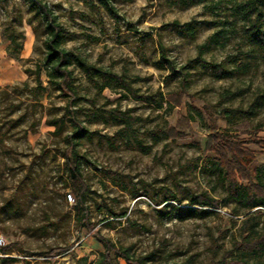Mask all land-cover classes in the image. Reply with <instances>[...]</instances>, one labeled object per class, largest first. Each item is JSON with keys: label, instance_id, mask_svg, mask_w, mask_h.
Masks as SVG:
<instances>
[{"label": "rangeland", "instance_id": "obj_1", "mask_svg": "<svg viewBox=\"0 0 264 264\" xmlns=\"http://www.w3.org/2000/svg\"><path fill=\"white\" fill-rule=\"evenodd\" d=\"M43 1L65 27L66 48L125 76L137 96L119 87L100 91L78 67V103L61 96L45 72L46 89L35 88L45 22L27 0H0V264H94L104 250L95 235L131 246L135 257L150 256L149 264H255L234 248L243 240L247 210L205 166L207 157H221L248 185L250 172L239 159L264 164V47L245 34L248 22L238 7L245 0H109L116 15L99 0ZM259 6L261 15L252 18L264 25V3ZM192 20L193 35L175 23ZM222 27L229 30L226 44L205 58L231 69L232 55H250L249 68L220 79L195 59L198 46ZM14 28L24 34L19 58L8 53ZM115 108L133 118L143 145L118 132L125 123L111 117ZM69 111L94 132L70 149ZM67 149L92 190L86 203L92 229L79 226L74 195L67 199L73 194ZM108 171L123 176L128 189L113 184ZM192 194L220 204H192Z\"/></svg>", "mask_w": 264, "mask_h": 264}, {"label": "trees", "instance_id": "obj_2", "mask_svg": "<svg viewBox=\"0 0 264 264\" xmlns=\"http://www.w3.org/2000/svg\"><path fill=\"white\" fill-rule=\"evenodd\" d=\"M29 1L30 8L36 11L42 20L45 22L46 38L44 40L45 57L43 61L38 63L36 69V79L38 85L37 89L45 90L44 82L42 80V73L45 72L48 82L53 87L60 91L61 96L72 97L74 103H78L81 97L77 93V84L75 70L73 67L80 68L93 82L94 86L102 91L107 87H119L128 91V93L137 96L135 88L132 86L125 76L120 75L112 70L105 69L103 67L95 66L88 63L80 54L66 48L65 43L67 41V32L65 27L58 20V17L54 11L50 8L47 2L43 0H27ZM89 3H93V0H86ZM104 7H106L113 15L115 11L109 4V0H99ZM264 3V0H245L239 3V9L241 16L248 22V27L245 29V34L250 39L251 43L259 48L264 47V25L259 20H253L252 16L256 14L258 18L261 13L260 4ZM181 31H189L192 35L195 34L197 26L194 20L187 21L185 23L175 22ZM229 30L226 27L218 29L207 37V39L198 46V55L195 61L202 66L210 67L214 76L217 78L230 77L235 73L236 69L249 68V61L247 60V52L239 51L237 54L232 55L231 61L233 68L229 69L222 64H215L205 58V53L211 50L215 45L224 46L229 38ZM19 35L24 38L23 32L16 33L14 28L12 32L8 34L10 41L8 53L9 55L19 58V53L24 46L22 41L18 40ZM162 57L166 64V67L173 70L176 74V66L173 61L165 56V48L162 47ZM144 97V96H138ZM264 99V93L262 94ZM159 106L161 103L157 102ZM75 111H69V122L73 128L71 133L65 136V141L68 144V148H75L82 142L83 139L93 137V131L85 127L78 119ZM94 117L98 119H106L105 116L92 112ZM109 113L115 121L119 120L121 123H125L123 127L118 131L124 137L128 139L134 138L139 145H143L137 137V134L132 126V117L127 116L124 112H118V110H109ZM145 151H149L150 147H144ZM65 167H66V179L67 187L73 191L75 204V218L81 228L92 229L94 223L89 216V208L87 207L88 196L92 193L91 187L85 180L82 165L78 159H74L69 150L64 154ZM245 157V156H243ZM239 162L246 167L251 181L248 185L242 184L234 176L231 165L223 160L221 157H207L205 159V166L214 168L220 177V179L226 183L229 198L237 202L242 208L247 210V213L243 217V221L240 227L241 233L244 236L241 242H235L234 248L239 249L240 255H250L256 261L255 264H264V164H257L254 161V157L239 159ZM113 184L119 186L122 190L128 189V182L123 176L114 171H108L106 173ZM72 194V193H71ZM72 195V196H73ZM190 200L192 204L199 203L201 205L218 206L220 204L219 199L208 196L206 194L196 195L192 194ZM179 213L183 209L178 208ZM195 212L193 208L187 210L188 215H192ZM184 218L185 216H181ZM98 241H100L104 250L100 253L99 258L94 264H121L120 258H123L128 264H149L147 261L150 256H138L135 257L131 254V246H119L112 240L106 237H99L95 235ZM247 262V261H246ZM80 264V263H78ZM215 264H223V262H215Z\"/></svg>", "mask_w": 264, "mask_h": 264}, {"label": "built area", "instance_id": "obj_3", "mask_svg": "<svg viewBox=\"0 0 264 264\" xmlns=\"http://www.w3.org/2000/svg\"><path fill=\"white\" fill-rule=\"evenodd\" d=\"M73 194H71V193H69V194H67V199H72L73 198V196H72ZM2 242V241H1Z\"/></svg>", "mask_w": 264, "mask_h": 264}]
</instances>
